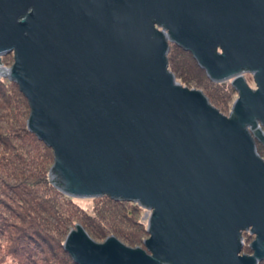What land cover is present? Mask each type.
Returning <instances> with one entry per match:
<instances>
[{"label": "water", "instance_id": "obj_1", "mask_svg": "<svg viewBox=\"0 0 264 264\" xmlns=\"http://www.w3.org/2000/svg\"><path fill=\"white\" fill-rule=\"evenodd\" d=\"M171 44L231 83L229 117L178 82ZM0 78L53 151L56 190L151 212L146 250L77 225L75 264L264 262V0H0Z\"/></svg>", "mask_w": 264, "mask_h": 264}, {"label": "trees", "instance_id": "obj_2", "mask_svg": "<svg viewBox=\"0 0 264 264\" xmlns=\"http://www.w3.org/2000/svg\"><path fill=\"white\" fill-rule=\"evenodd\" d=\"M175 50L176 51L173 50L170 51L168 56L170 71H172L175 74L177 79L182 80L187 85L188 88L196 86L198 90L204 92V94L207 96V98L210 100L212 104H216L215 96L211 92V86L214 85L215 87L216 83L212 82L207 77L206 72L199 67V65L193 58L192 54L184 51L182 48L178 46H175ZM8 87L9 86H7V84L4 83V80L0 79L1 97H3L4 99H9L12 96L15 97L17 96L20 97L22 101L29 106L28 101L26 100L24 95L20 92L18 86H17L18 89L15 90V95L12 93L9 94ZM228 96L229 95L225 94V100L228 99ZM2 115H0L1 116L0 119L6 117V115L3 116ZM17 117L13 122L15 126H11L12 128H10L12 131L0 132V144H2V146L0 145V149L1 147H3L2 151L6 153L0 156V193L2 192L3 189L13 190V193L16 196H18L19 199H21V201L19 200L20 201L19 202L14 197L15 200L13 201H16L17 207L25 210L26 213L24 215L21 212H18V210L15 207H13V205L2 200L1 199L2 197L0 198V203L3 204L6 211L8 213H11L13 217H15L16 219L20 217L19 219H21L24 224L26 223L27 220H29V226L27 227V229L22 227H21L22 229H20L19 224H16V226L19 225L17 226L18 228H16L14 227V225H9L7 222H6L7 226L5 222L3 223L2 221H0V223H2L4 230L8 227L20 233V235L17 238L15 239H13L12 237L10 238V240L13 239L15 243V248L10 249L9 251L10 252L12 251L11 253H14L15 256L17 255L24 264V260L27 259L28 257L31 260V256L34 253L33 245L36 244L38 245L39 239H42L49 246H52L50 235L45 233L44 230L46 229L50 230V228L54 226L51 219H54L61 224V221L63 219L61 215H64V213L62 212V214L61 213L59 214L57 213L55 207L50 209L49 205L45 206L39 201L33 203L34 199H32V201H29V199L25 198L24 200V195L28 196L29 194L28 188L32 187L31 183H29L28 186L27 181L30 180V176L34 177L33 176L34 174L29 171L30 163L35 160L32 156L34 154L31 146L33 145L37 147L39 151H42L41 153L43 154L42 155L43 163L41 164L40 174L38 178L43 184L47 183L51 185V182L48 178L50 172L48 165L54 162V154L53 151L50 148H48L43 142H41L36 135L30 133L26 126L24 127L18 124L20 122L17 119ZM15 139L20 140L21 144L18 145L14 144L13 140ZM26 139H28L27 141H29V146H25V144H23V142ZM10 151L11 153H13V156L9 157L7 156V154ZM12 178L21 180V183L18 185L9 186L7 181L8 179H12ZM52 188L58 194L63 196V194H61L53 186ZM3 193L6 194V192ZM64 197L67 196L64 195ZM104 198L107 200L105 204L106 209L99 212L98 214L99 218H94L92 216L89 215L87 216L83 214L81 216H76L78 221L75 219V222L76 221L82 222V224L85 225L88 234L92 238H95L96 240L106 239L109 236L115 235L125 240V242L136 245L144 234H148L144 225L141 222H139L136 218V215L138 213V208H137L138 205L134 204V207L130 209L128 207V204H132V203L115 201L109 197H104ZM57 200L59 201L58 198ZM58 201L57 202L54 201L53 203L57 204ZM2 213L3 212H0V220L2 219L7 220V218L3 216ZM43 214H48V217L43 216ZM36 216L41 218L40 219L41 222H37L40 220ZM68 222H70V219H66V223ZM103 223L106 225H110V228H106ZM69 225L70 224L68 223V226ZM130 226L133 229L135 228V232H134L135 236L132 237L131 239H129V236L131 235H129L125 231V228H128ZM42 227H44V229H42ZM0 234L3 235L2 233ZM261 264H264V262H262Z\"/></svg>", "mask_w": 264, "mask_h": 264}, {"label": "rangeland", "instance_id": "obj_3", "mask_svg": "<svg viewBox=\"0 0 264 264\" xmlns=\"http://www.w3.org/2000/svg\"><path fill=\"white\" fill-rule=\"evenodd\" d=\"M176 51L175 50V46L171 45V49L170 51ZM4 60L5 66L6 68L9 70L13 65H14V55L10 54L7 55L5 57L2 58ZM1 79V78H0ZM245 79L248 83V85L252 88V89H256V84L254 81V78L252 76H250L249 74H245ZM178 82L180 84H182L184 87H187V85L180 79H177ZM4 83L7 84L8 90H9V94L12 93L15 95V90L18 89L17 86L13 83H10L7 79L4 80ZM12 84V86H11ZM211 86V85H209ZM213 86V87H212ZM211 86V92L212 94L215 96V100H216V104H212L215 108H217L224 116L229 117L232 113V108L234 105V102L238 99V93L236 90H234L230 84V82H225L223 84H215ZM188 88V87H187ZM189 89H197L196 86H193ZM225 94L229 95L228 99L225 100ZM3 106V107H2ZM30 108L28 105H26L22 99L20 97H15L12 96L9 99H4L3 97H1L0 95V115H6L5 118L0 119V132L1 131H12L10 128H12L11 126H15L14 125V121L17 117V119L19 120L20 125L22 126H26L27 127V122L28 119L30 117ZM22 114V115H21ZM2 115V116H3ZM21 115V116H19ZM1 117V116H0ZM28 139H26L23 144H25V146H29V141H27ZM14 144H21L20 140H13ZM2 146V144H0ZM32 147V151H33V158L35 159L34 161H32L29 165V171L32 172L34 175V177L30 176V180L27 181L28 182V186L29 183L32 184V187L28 188L29 189V194L28 196L24 195V200L25 198L29 199V201H32V199H34V202H40L43 205H49L50 209L54 208L57 210V213H64V215L62 216V221L61 224L54 220L51 219L54 226H52L50 228V230L46 229L44 230L45 233H47L48 235H50V239H51V244L52 246H49L47 243H45L42 239H39V243L38 245H33L34 247V253L31 256V260L29 259V257L27 259L24 260V264H74V262L72 261V258L69 257V255L67 254V252L65 253V250L63 248L64 243L67 239V236L69 235L70 231L75 230L77 225H81L85 228V225L82 224V222H77V218L76 216H81V215H89L92 216L94 218H99L98 214L100 211H103L106 209L105 204L107 202V200L103 197V198H98V199H75V198H68V197H64L61 196L60 194H58L50 184H43L41 183L39 178V174H40V167L41 164L43 163V158H42V151H39V149L35 146H31ZM3 150V147H1L0 149V156H2L3 154H6ZM9 151V150H8ZM259 154H261L262 156H264V150L259 146ZM7 156H13V153H11V151L7 154ZM28 159V158H27ZM54 162L52 164H49V169L52 168ZM27 174V173H26ZM33 178V179H32ZM49 178V175H48ZM50 180V178H49ZM40 181V182H39ZM8 185H18L21 183V180H17V179H8ZM37 183V184H36ZM4 186V185H3ZM6 188V187H4ZM3 192H6V194H4ZM2 197V198H1ZM14 197L16 198L17 201H21V199H19L18 196H16L13 193V190H8V189H3L2 192L0 193V198L2 200H4L5 202L13 205V207H15L18 212H21L22 214L25 215L26 211L17 207V202L13 201L15 200ZM57 198L59 199V201L57 200ZM19 201V202H20ZM54 201H58V203L55 205L53 202ZM128 207L131 209L134 207V204H128ZM138 208V213L136 215V218L139 222H141L145 229L147 230V224H148V218L151 214V212L147 209H144L140 206L137 207ZM0 212H3V216H5L7 218V220H0L3 223L6 222L9 225H14V227L18 228L17 226H19L20 229L25 228L27 229V227L29 226V220L26 221V223L24 224L22 222L21 219L19 218H15L11 215V213H8L5 209V207L3 206V204L0 203ZM82 212V214H81ZM43 216H47L48 214H43ZM37 218H39V220L41 219L40 217L36 216ZM66 219H70V222H68L70 225L68 226V223H66ZM75 219L77 220L75 222ZM43 221V220H42ZM60 221V220H59ZM37 222H41L37 221ZM16 224H19L16 226ZM104 224V223H103ZM45 225V224H44ZM7 226V224H6ZM104 226L106 228H110V225H106L104 224ZM22 227V228H21ZM46 227V226H44ZM44 227H42V229H44ZM0 233H2L3 235L0 234V264H23L22 260L19 259V257L16 255H14V253H11L9 250L15 248V243L13 241V239L17 238L20 233L16 230H13L12 228H6L4 230L2 223H0ZM4 230V231H3ZM87 231V230H86ZM125 231L131 235L129 236V239H131L132 237H134V232H135V228H125ZM30 232V231H29ZM32 232V231H31ZM5 234V235H4ZM114 237H116L117 239H119L121 242H123L126 246L131 247V248H142L144 250H146L145 246H144V242L145 240L149 239V234H144L142 238H140V240L138 241V243L136 245L134 244H130L128 242H125V240L112 235ZM109 236V237H112ZM13 238L12 240H10V238ZM108 237V238H109ZM92 238V237H91ZM108 238L106 239H101V240H96L94 239L97 243L103 244ZM255 240L254 236H251L249 232H243V241H244V248L243 251L241 253V255L243 254H248L251 255L252 252L251 250H249V246L250 244ZM26 258V257H25Z\"/></svg>", "mask_w": 264, "mask_h": 264}, {"label": "flooded vegetation", "instance_id": "obj_4", "mask_svg": "<svg viewBox=\"0 0 264 264\" xmlns=\"http://www.w3.org/2000/svg\"><path fill=\"white\" fill-rule=\"evenodd\" d=\"M171 45H174V44H171ZM171 45H170V46H171ZM174 46H176V45H174ZM245 74H247V75L249 74L250 76H252V74L249 73V72H248V73H245ZM252 77H253V76H252ZM221 84H223V83H221ZM230 84H231V83H230ZM231 86H232V85H231ZM232 88H233V87H232ZM233 89H234V88H233ZM234 90H235V89H234ZM256 144H257L258 152H259V146L264 150V146H263L261 143H259V142L257 141ZM260 155H261V154H260ZM261 157L264 159V156L261 155Z\"/></svg>", "mask_w": 264, "mask_h": 264}]
</instances>
